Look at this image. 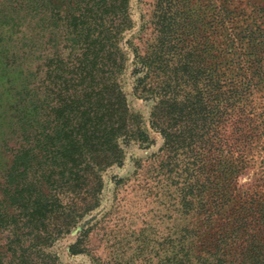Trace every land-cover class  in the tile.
I'll return each instance as SVG.
<instances>
[{"label": "trees", "instance_id": "16d2710c", "mask_svg": "<svg viewBox=\"0 0 264 264\" xmlns=\"http://www.w3.org/2000/svg\"><path fill=\"white\" fill-rule=\"evenodd\" d=\"M221 1L155 0L156 37L140 52L124 42L130 0H0V264H59L48 252L57 240L77 230L85 242L79 223L99 204L103 173L123 162L119 141L147 137L131 133L125 44L135 93L168 117L162 156L189 165V237L163 260L264 264V251L253 254L264 204L228 180L251 159L241 141L264 91V8L247 15ZM227 127L228 140L217 132Z\"/></svg>", "mask_w": 264, "mask_h": 264}, {"label": "rangeland", "instance_id": "374dc122", "mask_svg": "<svg viewBox=\"0 0 264 264\" xmlns=\"http://www.w3.org/2000/svg\"><path fill=\"white\" fill-rule=\"evenodd\" d=\"M219 2L224 4V1ZM227 3L230 11L240 13L244 10L247 15L253 7L264 8V0H228ZM154 4L155 0H130L129 12L134 25L131 31L124 34V42L133 39L140 52L153 44L156 37L152 13ZM122 48L128 58L122 84L127 94L129 113L138 116L137 120H130L131 133L140 128L147 137L139 139L134 134L130 139L119 141L124 152L123 162L103 173L99 204L83 217L78 226V230L90 229L88 239L85 242L80 240L75 230L57 240L48 251L52 259L57 260L55 263L168 264L164 257H170L177 251L172 248L171 242L189 237L186 226L192 224V216L186 213V207L190 199L180 195L190 173L189 165L184 157L162 156L165 137L161 130L165 126L159 117H163L164 121L168 117L162 113L163 110H155L157 100L139 97L135 93V82L141 75L133 74L134 55L129 45L125 44ZM251 112L253 119L247 120L246 134L241 141L247 144L251 159L238 166L228 180L232 182V188L239 192H251L257 205L264 204V91L256 92ZM158 120L160 123H157ZM181 127L179 124L173 129ZM226 131L217 130L218 135H225L228 140L231 129L227 127ZM160 162H164V166L166 162L173 165L160 169ZM197 174L193 176L196 183L202 180ZM1 238L0 249L4 243ZM79 241L85 243L88 251L79 246L75 249L77 253L71 254L69 248ZM253 245V254L264 251V245L260 246L258 241ZM171 261L175 264L173 259Z\"/></svg>", "mask_w": 264, "mask_h": 264}]
</instances>
